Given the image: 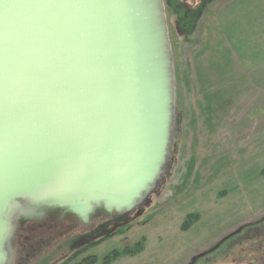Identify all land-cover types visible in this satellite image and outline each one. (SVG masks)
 Masks as SVG:
<instances>
[{
    "label": "water",
    "instance_id": "obj_1",
    "mask_svg": "<svg viewBox=\"0 0 264 264\" xmlns=\"http://www.w3.org/2000/svg\"><path fill=\"white\" fill-rule=\"evenodd\" d=\"M175 137L163 0H0V264L46 212L145 205Z\"/></svg>",
    "mask_w": 264,
    "mask_h": 264
},
{
    "label": "rangeland",
    "instance_id": "obj_2",
    "mask_svg": "<svg viewBox=\"0 0 264 264\" xmlns=\"http://www.w3.org/2000/svg\"><path fill=\"white\" fill-rule=\"evenodd\" d=\"M163 2L176 129L166 174L117 234L65 264L112 251L110 264H187L264 217V0H205L186 27ZM218 252L205 257L229 264Z\"/></svg>",
    "mask_w": 264,
    "mask_h": 264
},
{
    "label": "flooded vegetation",
    "instance_id": "obj_3",
    "mask_svg": "<svg viewBox=\"0 0 264 264\" xmlns=\"http://www.w3.org/2000/svg\"><path fill=\"white\" fill-rule=\"evenodd\" d=\"M190 1L166 0L177 14L181 27L188 25L189 16L197 13L205 0H201L198 6H193ZM131 214L119 216L98 211L89 225L84 226L74 216L62 211L46 212L39 221L28 222L17 230L8 264H65L74 261L90 247L117 234L133 219ZM239 229L238 234L232 235ZM230 235L215 250L219 251L218 260L229 264H264V217L241 225L224 238ZM73 247L76 248L72 250ZM85 259H80V262ZM209 261L205 257L195 264H211Z\"/></svg>",
    "mask_w": 264,
    "mask_h": 264
},
{
    "label": "trees",
    "instance_id": "obj_4",
    "mask_svg": "<svg viewBox=\"0 0 264 264\" xmlns=\"http://www.w3.org/2000/svg\"><path fill=\"white\" fill-rule=\"evenodd\" d=\"M192 20V16H189V21ZM264 174V171L262 172ZM192 216H188L186 217L185 222L182 225V230L186 231L189 227V222L191 220ZM136 250L140 249L139 244L135 245ZM131 252H129L128 250H123L122 254L124 255H130ZM120 257V253L116 252V251H112L110 254L106 255L102 260H101V264H110L112 261L117 260ZM97 263V259L95 257H88L85 260L81 261L78 264H96Z\"/></svg>",
    "mask_w": 264,
    "mask_h": 264
}]
</instances>
